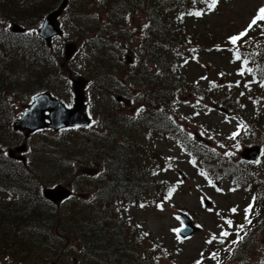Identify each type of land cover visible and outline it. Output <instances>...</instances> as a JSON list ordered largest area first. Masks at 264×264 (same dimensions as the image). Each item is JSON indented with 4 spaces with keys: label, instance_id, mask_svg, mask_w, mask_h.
<instances>
[{
    "label": "trees",
    "instance_id": "trees-1",
    "mask_svg": "<svg viewBox=\"0 0 264 264\" xmlns=\"http://www.w3.org/2000/svg\"><path fill=\"white\" fill-rule=\"evenodd\" d=\"M177 1H99L106 6L105 14L110 20H113L115 14L123 20L129 12L134 14L143 11L147 16L149 38L154 43H147L146 46L143 39L142 49L139 50V67L132 73L130 70L126 71V77L132 78L138 87H143L150 93L145 95L159 100L165 107L172 96V85L178 81V77L174 75L178 70L177 63L165 49L172 46L177 49L187 39V26L184 28V24L176 20ZM8 3V0H0V11H4ZM42 5V0H38L31 5L25 2L22 6L16 4V8L9 9L13 10V16L26 12L23 22L29 23L32 21L30 15L36 13ZM53 6L47 5L41 11ZM83 7L76 2L72 3L71 10L79 18L80 25H84L87 14ZM95 13L93 10L92 20ZM108 27L109 24H105L103 29ZM86 29L84 27L83 31ZM100 36L103 38L102 34ZM34 41L27 34L0 32V136L3 139L11 135V114L10 109L6 108L10 105V95L24 98L25 95L28 97L41 90L56 91L58 80H62L59 68L51 62V55ZM223 43L224 41L219 42L220 45ZM94 45L98 48L94 65L99 70H107L105 73L99 71L98 74L108 76L110 72H116L106 41L99 40ZM145 60L153 63L156 68L152 69L155 72L144 65ZM258 71L264 75V62ZM101 87L105 89L107 86L102 82ZM154 116L151 114L149 120L143 116L139 122L129 119L123 123L120 117L116 118L109 111L101 116L104 123L112 125L104 133L85 137L76 135L74 128H68L49 137L43 134L39 142L31 146L26 164L0 158V192L6 189L14 194L8 195L9 200H6V196L3 199L0 197V239L5 246L1 254L28 264H43L37 259L40 257L36 254L38 251L53 254L52 258L60 260V264H67L68 251L73 255L75 264H150L149 254L145 249H137L135 245L129 244V237L133 235L131 224L126 222L125 214L119 212L126 203L138 200L139 189L142 193L146 190L145 183L147 176H150L138 167L142 162L136 154L143 155L145 147L141 146L135 135L130 134L131 126L148 125ZM5 123L9 125L8 130H5ZM98 163L100 173L97 178L91 176L81 184L77 167L81 164ZM11 181H17L18 184L15 186ZM63 181H72L79 189L84 187L81 193H93L90 201L70 200L68 210L64 212L65 209L56 207L45 199L41 187ZM137 186L141 187L136 188ZM108 216L118 222L106 220ZM115 234L118 242L114 241ZM126 239L127 243L124 244ZM73 240L78 241L77 245L72 244ZM249 243L238 245V249L241 246L250 249L247 245ZM208 251L210 253V248ZM135 253H138V257H134ZM238 253L236 250V254Z\"/></svg>",
    "mask_w": 264,
    "mask_h": 264
},
{
    "label": "rangeland",
    "instance_id": "rangeland-1",
    "mask_svg": "<svg viewBox=\"0 0 264 264\" xmlns=\"http://www.w3.org/2000/svg\"><path fill=\"white\" fill-rule=\"evenodd\" d=\"M52 2L55 1L52 0ZM262 6H264V0H223L215 10H208L207 14L205 13L202 18H196L197 20L194 18L187 19L189 31L193 33L192 38L194 43L199 47L195 48L197 52L193 53L190 59V53L187 52H185V54L188 55V57L181 58L182 71L179 83L182 92H180L179 96L180 103L177 104L173 116L175 117L174 121L178 119V124H182L194 134L200 136V138L207 139L209 142L216 143L218 139L227 140L229 137L226 136L223 131L229 133L236 128V122L227 119L220 110L215 109L212 110L211 113L210 110H206L207 108L210 109V107L215 104L210 95L215 96L217 94L221 96L225 93V90H220L210 94V91H208L210 83L218 82V86L231 89L233 91V96L239 97L241 103H238L241 108L248 104V111L251 110L249 104L250 100L253 99L257 92L258 94L264 92V82L260 81L255 73L249 71V69H251V62L243 51L248 47L256 46L258 42L264 40V20L258 21L256 25L248 29L250 22L258 15V8ZM144 17L147 16L143 11H140V13L136 12L130 15L127 19L126 25L130 28L127 36L128 39H132V42H130L132 48H141L136 40H139L140 37L143 39V34L144 37H147V34L144 33L146 25V19ZM246 29H248L246 37L241 41L240 45H238L240 47L239 52H236L235 49L232 51L230 49H220L217 46V43L222 41L228 42L230 37L237 36L239 31H245ZM150 43H153V41H150ZM192 44L193 43L188 42L186 47ZM229 44H231L230 39ZM237 57H239V59ZM63 61L65 68L67 67V74L71 73L74 76H77V73L83 72L85 68L91 67L90 63L82 62L79 54H76L70 61L67 59ZM145 64L152 67L151 65L153 63L147 62ZM256 79L260 81L261 84ZM60 85L64 95L62 99L73 104L74 94L70 78L69 82L68 79L61 80ZM92 85L87 88V93L89 105L91 103L92 107L91 112L93 120L90 128L82 129V131L89 132L80 134V131H77L79 135H99L104 133V129L101 127L97 118L98 114L96 111L99 108L103 110L116 108L122 112V115L126 116L127 114L133 116L138 113V109L142 110L144 108L143 98L137 94L139 91L138 89L133 97L127 96L124 103L118 104L116 103L117 94L121 93L124 97L127 94L119 91L114 94V97L108 96L104 99V95H99V93H97L94 94L96 97L94 100ZM126 86L128 88V84ZM198 91H200V94H204V99H198ZM99 103L102 104L98 107ZM145 105L151 107L148 97ZM260 111L263 113L261 121L262 124H264V103L261 105ZM18 112L19 111L13 112L11 119ZM5 124V130H8L9 125L8 123ZM210 128L221 129L218 134H215L216 138H214L213 134L210 132ZM261 129H264V126H262ZM173 131H175V129H173ZM10 132L11 135L6 139L0 136V142H2L0 145L5 149L14 147L19 143L21 144L25 140L23 132L13 130L12 124ZM130 134L133 136L136 135L134 130H132ZM259 135H261V131ZM144 137L145 135H142V140L144 139V143L148 146V150L142 157V160L147 159L146 163L148 167L152 169L158 168L159 165V162H153L156 156L162 161H170L173 167H169L162 175L167 177L170 185H178V192L172 193L171 196L167 198L169 203L160 204L156 200L154 204L150 202L144 209L137 210L131 209V207L127 209L130 221L134 219L136 221L139 220L144 223V229L146 228L145 230L148 229L150 231L149 245L152 251L158 253L152 258L154 264H157L156 259L159 264H179L180 262L194 263V261L201 256L200 251L205 249L206 239L210 237L211 240L216 233H219L222 230L219 227L223 224L232 229H240L241 236L247 239L246 243L250 240V243L247 244L250 249L241 246L237 249L239 253H235L233 257H238L243 254L241 262H249L254 258V256H248L249 252L256 254V246L259 244L258 248L261 253L257 258L264 259V191L258 195L257 203L259 204L260 211L252 210L250 216H246L245 213H243L245 210H242V208L249 200V196L244 193L239 181L233 184L230 177L227 179L224 177L217 178V176H213L211 173L210 181L205 180L197 169L189 163L193 156L189 154L185 143L180 145L172 139H169L168 135H166V138L156 135ZM40 138L41 135H36L32 139H29V141L36 143ZM46 139H48V137ZM247 139L248 140L245 142L254 139L253 134L248 136ZM249 144L250 142L247 143V145ZM245 146L246 145L242 143L231 144L230 147H233L234 154L229 162H236L241 156L242 148ZM239 154L240 156L238 157ZM174 162L176 164H174ZM261 166L262 168H259L258 171H264V159ZM248 167L251 170L257 168L252 163H250ZM92 168V164L81 166L84 172L92 171ZM179 169L186 173V178H182L179 175ZM232 184L233 186H231ZM138 187L141 186H137L136 188ZM145 191L142 193L139 189V196L143 195ZM0 194L5 196L2 192H0ZM207 196L212 199L213 203L211 206L205 204V198ZM157 197L158 195L155 194L152 200ZM1 198L3 199V197ZM86 198L89 199V196L86 195ZM158 205L162 206L158 207ZM68 206L69 202L64 205V212L68 210ZM180 208L185 209L196 223L199 222L203 225V230L196 233L186 242L179 239L175 232L176 226L180 223V219L177 217V211ZM232 208H236L237 211L233 213L230 211ZM119 213L121 214L123 211ZM120 214L118 216L121 218ZM106 220L118 222L117 220H113L110 216H108ZM228 220L232 222L231 225L227 223ZM249 221L251 222L249 223ZM241 225L243 228L240 227ZM236 232V230H232V234ZM114 239L115 242H118L117 234H115ZM132 240L133 238L130 236V245ZM77 243L78 241L74 245H77ZM126 243L127 239L124 240V244ZM4 247V243L0 239V264H28L13 260L12 257H8L7 255H2L1 253ZM242 248L243 251H240ZM36 254L40 256L37 259L41 260L43 264H51V262L55 261L51 253L38 251ZM66 257H68L66 259L67 264H75L73 255H71L69 251L66 252ZM134 257H138V253H135ZM47 258L50 259L47 260ZM129 258L131 259V256ZM56 264H60V260H57ZM150 264H152V261H150Z\"/></svg>",
    "mask_w": 264,
    "mask_h": 264
},
{
    "label": "water",
    "instance_id": "water-1",
    "mask_svg": "<svg viewBox=\"0 0 264 264\" xmlns=\"http://www.w3.org/2000/svg\"><path fill=\"white\" fill-rule=\"evenodd\" d=\"M55 16L56 12L53 14V17H49L50 23H53ZM70 53H72V50ZM75 90L78 95V104L76 109L69 110L59 99H55L50 93L45 92L36 96V102L32 108L26 111L23 117L15 122V127L22 129L27 128L29 131H32L39 127L41 128L46 126L53 127L58 130L68 125L88 124L89 121L86 119L84 113L83 81L76 82ZM46 111H49L50 114H46ZM75 112H79V116H75ZM47 119H49L50 122H48ZM249 157L255 158L256 154H250ZM45 194L48 198L58 202L68 197L71 194V191L59 185L56 188L46 189ZM184 218L186 220V226L181 229V232L183 234H191L197 228L192 225V221L188 216L185 215Z\"/></svg>",
    "mask_w": 264,
    "mask_h": 264
},
{
    "label": "snow or ice",
    "instance_id": "snow-or-ice-1",
    "mask_svg": "<svg viewBox=\"0 0 264 264\" xmlns=\"http://www.w3.org/2000/svg\"><path fill=\"white\" fill-rule=\"evenodd\" d=\"M217 3V0H212V7L215 6V4ZM201 13L200 12H196L195 15H200ZM261 20H264V6H262L259 10H258V15L255 16L253 18V20L250 22L249 26H248V29H251L253 27V25H256L258 21H261ZM41 27H43V25H41ZM145 27H147V25H145ZM248 29H246L244 32H241L239 35L237 36H232L230 37V41L233 43V44H236L237 41H239L243 36H245L247 34V31ZM239 59V57H237ZM249 71H251V69H249ZM35 99V98H33ZM5 155H7V153H5ZM174 191V189L170 190L169 191V196H171V192ZM162 205H158V207H161ZM140 207H144L143 204L140 205ZM251 208V206H249V209H246L245 211H249ZM210 210V209H209ZM230 211H232L233 213H235L237 211L236 208H232ZM251 221H249L250 223ZM227 223L229 225H231V221L228 220ZM241 228H243V226L241 225L240 226ZM229 235H231L228 231H223L221 233V236L224 237V238H227ZM213 239H215V237H213ZM243 239V237H238V240L236 241H232V243H238L239 240ZM212 241H208V243H211ZM223 242V241H222ZM197 264H200V262L198 261ZM261 264H264V261H261Z\"/></svg>",
    "mask_w": 264,
    "mask_h": 264
},
{
    "label": "bare ground",
    "instance_id": "bare-ground-1",
    "mask_svg": "<svg viewBox=\"0 0 264 264\" xmlns=\"http://www.w3.org/2000/svg\"><path fill=\"white\" fill-rule=\"evenodd\" d=\"M137 202V201H136ZM133 203H135V202H133Z\"/></svg>",
    "mask_w": 264,
    "mask_h": 264
}]
</instances>
